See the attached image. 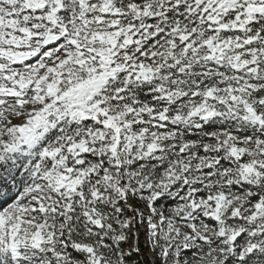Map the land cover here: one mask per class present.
Wrapping results in <instances>:
<instances>
[{
	"label": "snow or ice",
	"instance_id": "6c2138e0",
	"mask_svg": "<svg viewBox=\"0 0 264 264\" xmlns=\"http://www.w3.org/2000/svg\"><path fill=\"white\" fill-rule=\"evenodd\" d=\"M0 264H264V0H0Z\"/></svg>",
	"mask_w": 264,
	"mask_h": 264
},
{
	"label": "rangeland",
	"instance_id": "374dc122",
	"mask_svg": "<svg viewBox=\"0 0 264 264\" xmlns=\"http://www.w3.org/2000/svg\"><path fill=\"white\" fill-rule=\"evenodd\" d=\"M19 121H14V123H18Z\"/></svg>",
	"mask_w": 264,
	"mask_h": 264
}]
</instances>
